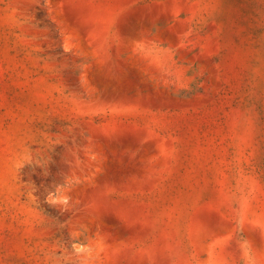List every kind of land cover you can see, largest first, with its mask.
<instances>
[{"label": "rangeland", "instance_id": "rangeland-1", "mask_svg": "<svg viewBox=\"0 0 264 264\" xmlns=\"http://www.w3.org/2000/svg\"><path fill=\"white\" fill-rule=\"evenodd\" d=\"M0 264H264V0H0Z\"/></svg>", "mask_w": 264, "mask_h": 264}]
</instances>
